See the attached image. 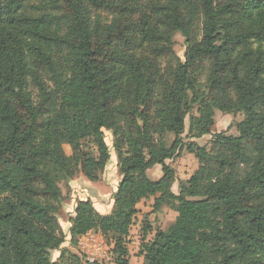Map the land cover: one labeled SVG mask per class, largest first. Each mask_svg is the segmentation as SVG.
<instances>
[{
	"label": "trees",
	"instance_id": "obj_1",
	"mask_svg": "<svg viewBox=\"0 0 264 264\" xmlns=\"http://www.w3.org/2000/svg\"><path fill=\"white\" fill-rule=\"evenodd\" d=\"M216 111L242 114L237 136L211 133ZM105 131L121 179L109 214L77 202L72 247L96 231L129 264L137 205L153 197L177 217L142 243L143 264H264V0H0V264H87L51 259L65 242L59 184L98 181ZM183 150L198 169L176 194L166 162Z\"/></svg>",
	"mask_w": 264,
	"mask_h": 264
},
{
	"label": "rangeland",
	"instance_id": "obj_2",
	"mask_svg": "<svg viewBox=\"0 0 264 264\" xmlns=\"http://www.w3.org/2000/svg\"><path fill=\"white\" fill-rule=\"evenodd\" d=\"M141 16V15H140ZM140 20L139 14L129 15L126 17L127 24H137ZM174 52L177 57L183 61L185 52L184 38L180 34L174 36ZM138 57L148 58V50L145 47L139 46L137 49ZM193 116H197L196 111L192 113ZM243 119L242 114H224L216 111L214 117V124L211 128V133H224L228 136H237L236 125ZM189 118L185 120V133L182 136L185 143H189L190 140L185 138L188 130ZM105 142L109 147L110 161L105 169L99 175L97 182L88 181L82 174L78 173L68 183L61 182L59 188L63 195V201L60 207V211L57 215L58 223L65 236V242L61 246L60 250L53 251L51 253V259L53 262H58L60 253L68 251L69 253L77 255L84 263L86 256L80 252L79 243L77 247H72L69 242V230H70V218L73 215L75 205L80 200H90L94 209L101 215L109 214L113 206V197L117 188V185L121 179L116 153L112 148L111 133L104 132ZM173 140V136H167V144H170ZM211 136H205L199 140L193 142L200 146L209 147ZM82 148L84 151L92 152L96 155V148L89 141H83ZM67 156L72 155V151L69 146L63 147ZM175 172L176 181L172 187L174 193H178L179 190L188 188L189 179L195 174L198 169V161L194 155L189 154L185 150L181 154L175 157L172 161L166 162ZM149 179L157 180L161 177V168L155 166L154 169L147 173ZM154 198H149L146 201H142L137 207L138 214L134 219V223L131 227L129 238L126 242V248L128 250L129 264H143V255L141 252L142 242H149L154 237L155 232L166 230L170 227L177 214L167 207H162L159 212L153 211ZM150 226L151 231L147 234L146 238H142V229L146 226ZM92 237L97 241L96 244H100L103 249V256L97 260V264H114L113 248L114 240L111 237H104L96 231L90 232ZM81 239V238H80ZM79 242V241H78Z\"/></svg>",
	"mask_w": 264,
	"mask_h": 264
},
{
	"label": "built area",
	"instance_id": "obj_3",
	"mask_svg": "<svg viewBox=\"0 0 264 264\" xmlns=\"http://www.w3.org/2000/svg\"><path fill=\"white\" fill-rule=\"evenodd\" d=\"M79 250L86 256L87 264H97V260L103 256V249L90 233L79 240ZM78 246V245H77Z\"/></svg>",
	"mask_w": 264,
	"mask_h": 264
},
{
	"label": "crops",
	"instance_id": "obj_4",
	"mask_svg": "<svg viewBox=\"0 0 264 264\" xmlns=\"http://www.w3.org/2000/svg\"><path fill=\"white\" fill-rule=\"evenodd\" d=\"M153 169H154V168H153ZM150 198H153V197H150ZM143 201H146V200H143ZM140 203H141V202H140ZM140 203H139V204H140ZM139 204H138V205H139ZM138 205H137V206H138ZM137 208H138V207H137ZM137 210H138V209H137ZM137 214H138V213H137ZM135 217H136V216H135ZM135 217H134V219H135ZM133 223H134V220H133ZM133 223H132V225H133ZM131 227H132V226H131ZM131 227H130V230H131ZM130 230H129V233H130ZM128 238H129V234H128L127 240H128ZM79 240H81V239H79ZM142 243H147V242L143 241Z\"/></svg>",
	"mask_w": 264,
	"mask_h": 264
}]
</instances>
